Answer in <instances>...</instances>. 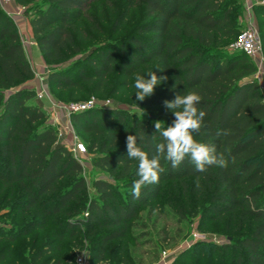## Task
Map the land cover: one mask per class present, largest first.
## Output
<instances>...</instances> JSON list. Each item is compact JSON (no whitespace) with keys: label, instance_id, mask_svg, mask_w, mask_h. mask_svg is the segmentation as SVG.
<instances>
[{"label":"trees","instance_id":"1","mask_svg":"<svg viewBox=\"0 0 264 264\" xmlns=\"http://www.w3.org/2000/svg\"><path fill=\"white\" fill-rule=\"evenodd\" d=\"M105 1L18 3L25 15H31L34 41L44 61L52 65L83 54L90 36L78 21L93 5ZM123 1L125 13L116 19V30L130 11L140 10L141 15L125 41L85 53L75 65L53 69L48 78L53 91L70 92L73 99L104 96L109 89L112 96L131 93L135 106L146 111L137 116L97 107L72 115L73 125L86 136L91 152L99 153L94 167L108 174L94 181L99 199L90 201L83 199L87 182L82 164L57 142L47 112L34 102L35 92L27 88L13 91L34 79L35 73L16 23L0 6V194L8 191L9 199L16 195L18 212L33 214L29 231L51 230L59 217L87 215L68 223L65 231L54 232L56 243L40 248L33 261L50 264L42 259L61 252L59 244L75 240L82 227L102 253L110 243L129 237L140 209L170 193L166 203L175 209L184 206L179 216L201 214L220 223L228 220L232 231L242 233L234 244L219 247L226 261L264 264V91L255 78L256 64L231 49L242 27L241 7L236 0ZM255 10L264 50V5ZM80 65L77 75H72V69ZM149 71L168 79L155 87L152 96L137 101L135 76ZM193 90L202 97L197 108L206 113L199 133L193 135L198 142L214 146L217 155L223 154L228 167L211 166L202 173L188 158L173 167L162 156L164 172L159 182L143 186L136 198L131 187L139 178L138 161L127 156L126 137L142 134L138 146L149 158L155 156L156 145L164 141L154 121L169 126L175 119L163 102ZM121 186L126 187L124 192Z\"/></svg>","mask_w":264,"mask_h":264},{"label":"rangeland","instance_id":"2","mask_svg":"<svg viewBox=\"0 0 264 264\" xmlns=\"http://www.w3.org/2000/svg\"><path fill=\"white\" fill-rule=\"evenodd\" d=\"M15 1L17 6L23 7L19 5L18 0ZM236 1L242 10L239 16V22L242 26L240 33L247 29V19L250 13L246 10V5L249 4L253 6L254 11L252 10L251 13L254 16V23L259 35H261L260 20L255 7L264 5V0ZM124 9L125 2L123 0H107L101 4L93 5L88 12H84L82 19L78 21V25L90 36L89 41L84 46L83 54L66 63L52 65L40 60L38 54L36 57L30 56L32 57L30 64L35 77L25 84L17 85V88L13 90L27 88L35 92L34 102L47 112V122L54 127L58 137L57 142L69 148L82 164L83 175L87 182L84 201L99 199L93 183L96 179L108 178V174L94 167L93 160L99 153L97 151L91 152V144L86 136L75 128L71 119L69 120L65 114L55 112L50 106L51 102L62 104L86 103L95 99L98 104L102 105L107 101L110 102V105L103 108L124 110L131 115L141 116L146 114V111L135 106L130 97L131 93L112 96V89H109L104 96L90 94L73 99L70 92L53 91L49 86L48 78L53 69L68 64L75 65L84 57L85 53L88 54L104 45H114L125 41L133 28L140 23L141 15L140 10L130 11L123 26L116 30L114 28L115 21L120 13H125ZM30 16L28 15V17ZM20 30L23 31V27L20 26ZM21 37L24 47L28 49L29 40L24 35ZM262 58H264V50L262 51ZM250 61L257 66L259 77L256 78L255 76V78L264 91V64L260 65L254 60ZM81 67L83 65L73 68L71 74L77 75ZM44 85H47L49 97L39 100L37 93ZM11 91H7V95ZM77 142L81 143L82 146L79 154L74 151ZM125 189V186H121L123 192ZM169 195L170 193L157 198L151 207L140 209L137 219L133 220L129 237L110 243L104 252H100V245L96 244L94 237L89 238L82 227V233L75 240L65 239L59 244L61 252L52 253L42 260H47L50 264H58L59 262L60 264H231L230 259L226 261L223 251L219 247L234 244L237 237L242 233L232 231L228 220L220 223L209 217L205 219L201 214L197 217H190L187 214V218L179 216L178 211L184 209V206H180L179 209L171 207L166 203ZM124 197L127 198V195L124 194ZM16 199V195L9 199L8 191L0 194V264H36L33 260L40 248L48 243H56L52 237L54 232L65 231L68 223H75L77 220H84L87 217L86 212L71 217H59L51 230L29 231L27 227L35 221L33 214L22 216L18 212L19 207L15 206ZM153 206L154 208H152ZM198 212L201 213L199 208ZM66 236H69V231H67ZM12 238L17 240L16 243H10L9 239Z\"/></svg>","mask_w":264,"mask_h":264},{"label":"clouds","instance_id":"3","mask_svg":"<svg viewBox=\"0 0 264 264\" xmlns=\"http://www.w3.org/2000/svg\"><path fill=\"white\" fill-rule=\"evenodd\" d=\"M148 77V78H146ZM168 78L157 76L155 71L146 74H136L134 88L137 101H143L154 93L157 85ZM202 100L196 91L177 94L171 101L165 100L164 107L171 111L175 117L172 124L165 126L161 120L154 121L156 133L163 138L162 143L156 145V155L149 158V154L138 146V140H143V135H128L126 137L127 156L138 161L136 179L131 187V193L136 198L141 195V189L148 184L158 183L160 174L164 172L161 166V157L171 162L173 167H178L186 158L195 166L198 172H207L211 166L227 168L228 161L223 154H216L212 145L198 142L194 133H199L206 113L197 108Z\"/></svg>","mask_w":264,"mask_h":264},{"label":"built area","instance_id":"4","mask_svg":"<svg viewBox=\"0 0 264 264\" xmlns=\"http://www.w3.org/2000/svg\"><path fill=\"white\" fill-rule=\"evenodd\" d=\"M0 6L5 11V13L14 20L17 24L16 20L25 15V8L16 5L15 0H0ZM246 10L250 13L249 18L247 19V29L240 33L235 40V42L231 45V49L233 51H238L244 53L250 59L256 61L258 64H264V58H262L263 46L261 42V38L259 35V31L254 23V16L251 13L253 10L252 5H246ZM258 74L256 78H258ZM49 97V92L47 85H44L42 89L37 93V98L39 100H44ZM110 105V102L107 101L102 104H98L95 99H92L86 103H71V104H62L59 102H51L50 106L57 113L65 114L70 120L72 115L78 114L81 112H85L88 110H92L97 107H106ZM62 137V135H60ZM78 140V139H77ZM81 143H76L74 146V151L79 154L81 152Z\"/></svg>","mask_w":264,"mask_h":264},{"label":"crops","instance_id":"5","mask_svg":"<svg viewBox=\"0 0 264 264\" xmlns=\"http://www.w3.org/2000/svg\"><path fill=\"white\" fill-rule=\"evenodd\" d=\"M30 17L24 15L23 17L18 18L16 20V22H17L16 25H17V28L19 30L20 37H21V35H24L29 40V43H30L28 49L26 47H24L25 53H26V56H27V59L29 60V62L31 60L30 58H32L30 56L36 57L37 54L39 55L40 60H44L41 53H40V50H39L37 44L34 41L33 30H32L31 23H30ZM20 26L23 27V31L20 30ZM22 39L23 38L21 37V40ZM22 42H23V40H22Z\"/></svg>","mask_w":264,"mask_h":264}]
</instances>
